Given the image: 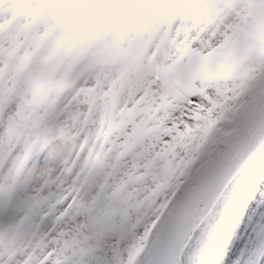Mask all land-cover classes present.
Returning <instances> with one entry per match:
<instances>
[{
  "label": "snow or ice",
  "instance_id": "1",
  "mask_svg": "<svg viewBox=\"0 0 264 264\" xmlns=\"http://www.w3.org/2000/svg\"><path fill=\"white\" fill-rule=\"evenodd\" d=\"M228 15L167 0L0 9V29L22 18L15 34L36 26L43 39L79 16L102 25L95 34L136 38L133 75L106 128L103 207L101 193L57 180L23 206L21 220L43 234L0 242V264H264V20L247 5L243 28ZM4 143L0 175L14 150Z\"/></svg>",
  "mask_w": 264,
  "mask_h": 264
},
{
  "label": "rangeland",
  "instance_id": "2",
  "mask_svg": "<svg viewBox=\"0 0 264 264\" xmlns=\"http://www.w3.org/2000/svg\"><path fill=\"white\" fill-rule=\"evenodd\" d=\"M21 0H0V9ZM228 22L243 28V0H218ZM0 29V137L14 150L0 175V215L20 210L41 189L70 179L86 194L101 193L110 137L106 128L117 108L116 93L133 75L135 36L50 33L42 28ZM15 34V35H13ZM24 129L13 136L9 123ZM47 182V183H46ZM33 223V222H29ZM36 224V223H33ZM42 226V225H41Z\"/></svg>",
  "mask_w": 264,
  "mask_h": 264
},
{
  "label": "clouds",
  "instance_id": "3",
  "mask_svg": "<svg viewBox=\"0 0 264 264\" xmlns=\"http://www.w3.org/2000/svg\"><path fill=\"white\" fill-rule=\"evenodd\" d=\"M73 0H54L55 4L68 5ZM168 3L182 4L190 7L194 13L204 10L206 7L215 5L218 0H167ZM244 4L250 6L253 17L264 20V3L261 0H243ZM102 25L95 20H89L79 16H65L55 22V29L66 34H95ZM9 131L13 136L23 133L22 126L12 121L9 123ZM92 230L100 238L107 235L104 221L92 224ZM43 226L29 222H23L20 218V210L13 209L0 215V242L18 246L40 237L43 234Z\"/></svg>",
  "mask_w": 264,
  "mask_h": 264
}]
</instances>
